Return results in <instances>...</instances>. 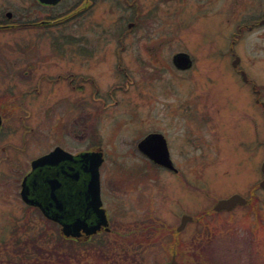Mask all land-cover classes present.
Listing matches in <instances>:
<instances>
[{"label":"rangeland","instance_id":"obj_1","mask_svg":"<svg viewBox=\"0 0 264 264\" xmlns=\"http://www.w3.org/2000/svg\"><path fill=\"white\" fill-rule=\"evenodd\" d=\"M257 4L0 0L2 23L63 15L47 27L0 30V264H162L172 237L138 243L132 223L148 217L175 229L183 213L198 220L179 235V264H264V114L237 72L264 103V26L239 31L258 19ZM178 52L191 57L190 70L172 66ZM147 132L165 135L179 176L155 172L139 154ZM54 146L102 152L113 256L109 246L63 248L54 226L20 201L30 162ZM251 192L252 208L212 211L219 199Z\"/></svg>","mask_w":264,"mask_h":264},{"label":"flooded vegetation","instance_id":"obj_2","mask_svg":"<svg viewBox=\"0 0 264 264\" xmlns=\"http://www.w3.org/2000/svg\"><path fill=\"white\" fill-rule=\"evenodd\" d=\"M63 1L64 0H61L56 5H44L36 0V2L41 7H46V8H53L59 5L60 3H62ZM255 7H256L255 11H258L256 15L258 16V19H255L254 23L252 21L249 22V24H243L239 28V31H241L243 28L251 30L256 26H264V0H259V4H257ZM53 18H54L53 16L46 15L40 18L38 22H35V20L33 21L31 20L29 22H26L27 24H22V23L17 24L15 22L14 24H7L0 22V30L6 28L8 29L9 27H16V26L18 27L27 26L31 28L44 27V26L47 27L52 23ZM241 71L242 70H237L239 76L242 79L243 84L251 86V92L255 96V99L253 100L254 104L258 107H261L263 112L264 108L262 107L263 102L261 101L260 98V91L255 88V84L248 78L246 81L243 80ZM70 84H72L73 89H77V90L81 89L80 79H77L75 81V84L73 85V77H72L70 79ZM205 119L206 116L204 117V120ZM2 123H3V116L0 112V134L2 132ZM154 133L160 134L164 138L168 158L172 163V167H173L172 169L153 163L148 157H146L138 150L137 148L138 142L147 135ZM190 134L191 133H189L188 136L189 142L193 140V137ZM140 140L136 143V149L139 152V154L147 161V164L149 163L151 166H153V168H155L154 169L155 172H165L167 174H173L174 176L177 175L179 176L180 174L179 169L176 168L172 160L174 156L171 153L165 135L162 132H147L146 134H144L143 137L140 138ZM56 147H59L62 150L70 153L73 156V160L72 161L60 160L55 165H46L44 167L36 168L34 170L29 168V170L25 174H23L22 179L20 181L19 193H18L20 201L24 204L26 208L36 211L44 220H46V222H48L51 226H54L56 232L55 233L56 240L60 241V244L62 245L63 248L67 247L73 249L72 246H74L80 249L82 252L89 253L90 251L100 252L102 251L101 248H106L109 246L108 247L110 248L109 255L113 256L112 252L115 248L114 243L109 242L108 244H106V240H107L106 237H108V239L114 237V235L116 234L115 226L110 219L107 209L104 207L103 204L104 200L102 197L103 191L101 185H100L101 208L104 210L107 224L105 226H101L99 229H96L95 231H91V229L95 227L96 224L98 223V218L90 205V197L87 193V182L89 176L84 171V162H82L80 159V155L82 153L95 152L100 150L91 149L87 151L70 152L63 149L60 146H54L47 153L53 151ZM99 178H100V172H99ZM50 182H54L52 186ZM23 188L25 195L24 197H26L27 200L33 201L34 204L27 203L22 199L21 191ZM184 214L186 213L181 214L180 219ZM195 222H196L195 220H193L192 222H188L180 232H177L176 229L179 223L175 227V229H171L168 226L164 227L162 223H158L154 219H150L146 217L140 223L138 221L136 223L135 222L132 223L134 224L132 228L134 229L133 232L136 233V235H139L136 241L141 239L148 241H152L153 239L159 240L161 237L164 236H171L172 238L179 240L178 238L180 233L184 231L188 225ZM63 225H67L68 226L67 229L71 232H74V229H76L74 228V225H77L76 235L64 234ZM109 241H111V239ZM172 255H175V253L171 252V256Z\"/></svg>","mask_w":264,"mask_h":264},{"label":"water","instance_id":"obj_3","mask_svg":"<svg viewBox=\"0 0 264 264\" xmlns=\"http://www.w3.org/2000/svg\"><path fill=\"white\" fill-rule=\"evenodd\" d=\"M39 3L44 5H56L61 0H37ZM11 13H6V17L10 18ZM239 62V58L235 57L232 61V66L235 67ZM172 65L180 71H185L191 68L192 60L190 56L185 52L175 53L171 57ZM243 80L246 81V76L244 72H241ZM262 107L264 108V103H262ZM264 113V109H263ZM138 150L148 157L153 163L157 165H162L166 168L172 169V163L168 158L166 144L164 138L160 134H149L140 140L137 144ZM80 159L84 162V171L88 174L89 179L87 182V193L90 197V205L93 211L96 213L98 218V223L95 227L91 229V231H95L99 229L101 226H105L106 216L104 210L101 208V200H100V184H99V167L103 162L102 153L101 152H85L80 155ZM60 160L72 161L73 156L62 150L59 147H56L53 151L36 158L31 162V169L34 170L36 168L44 167L46 165H55ZM260 173L261 180L258 186L261 189H264V160L260 165ZM55 182V181H54ZM54 182H50L51 186ZM21 196L24 201L27 203L34 204L33 201L27 200L24 197V188L21 191ZM248 203V200L244 198L240 194H232L227 198L219 199L215 202L212 207V211L221 212V211H231L236 206H244ZM194 219L190 215H182L180 219V223L176 229L177 232H180L188 222H192ZM67 225H63V232L66 235H76L77 233V225H74V232H71L67 229ZM163 264H178L175 259V256L172 255L170 260Z\"/></svg>","mask_w":264,"mask_h":264},{"label":"trees","instance_id":"obj_4","mask_svg":"<svg viewBox=\"0 0 264 264\" xmlns=\"http://www.w3.org/2000/svg\"><path fill=\"white\" fill-rule=\"evenodd\" d=\"M60 16H63L62 14L61 15H59V16H57V17H60ZM56 17V18H57ZM55 18V17H54ZM55 18V19H56ZM137 23V22H136ZM20 27H22V26H20ZM56 51H58V50H55V53H56ZM57 54V53H56ZM257 188V187H256ZM254 201H255V196H254V192H251V194H250V197H249V203L246 205L247 207H250V208H252L254 205ZM207 213H212V211H208ZM207 213H205V215H207ZM204 216V215H203ZM203 216H200V218L201 217H203ZM137 242L138 243H144V242H149L148 240H137ZM178 245H179V240H177V239H175V238H172V240H171V245L169 246V251H171V252H174L175 253V256H176V259L178 260V261H180L181 259H180V257H179V254H178Z\"/></svg>","mask_w":264,"mask_h":264}]
</instances>
